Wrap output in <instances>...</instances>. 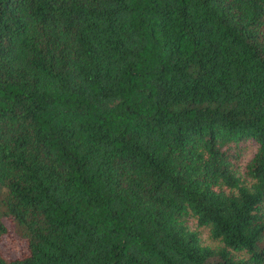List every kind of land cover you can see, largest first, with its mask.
Masks as SVG:
<instances>
[{
    "label": "trees",
    "instance_id": "16d2710c",
    "mask_svg": "<svg viewBox=\"0 0 264 264\" xmlns=\"http://www.w3.org/2000/svg\"><path fill=\"white\" fill-rule=\"evenodd\" d=\"M10 232L0 264H264V0H0Z\"/></svg>",
    "mask_w": 264,
    "mask_h": 264
},
{
    "label": "rangeland",
    "instance_id": "374dc122",
    "mask_svg": "<svg viewBox=\"0 0 264 264\" xmlns=\"http://www.w3.org/2000/svg\"><path fill=\"white\" fill-rule=\"evenodd\" d=\"M255 147V141L251 140L248 143L247 149L243 154L242 162L247 160L252 155L255 150ZM198 229H200V236L204 243H208L210 245H215L217 243V241L209 237L208 231L205 227H199ZM21 243L22 241L19 236L15 232H10V234H8V236L3 239L2 244L0 245V249L4 252V254L14 256L18 252Z\"/></svg>",
    "mask_w": 264,
    "mask_h": 264
}]
</instances>
